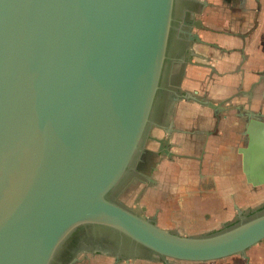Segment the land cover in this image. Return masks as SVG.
<instances>
[{
	"label": "water",
	"instance_id": "1",
	"mask_svg": "<svg viewBox=\"0 0 264 264\" xmlns=\"http://www.w3.org/2000/svg\"><path fill=\"white\" fill-rule=\"evenodd\" d=\"M196 3L0 0V264H54L68 241L89 229L148 254L106 255L115 264H204L264 240V210L214 234L183 237L119 199L142 183L124 180L149 145L168 154L166 139L154 134L166 94L218 111L171 83L174 70L191 63L190 44L200 42ZM260 130L240 151L253 188L264 185ZM88 254L94 252L80 253Z\"/></svg>",
	"mask_w": 264,
	"mask_h": 264
},
{
	"label": "crops",
	"instance_id": "2",
	"mask_svg": "<svg viewBox=\"0 0 264 264\" xmlns=\"http://www.w3.org/2000/svg\"><path fill=\"white\" fill-rule=\"evenodd\" d=\"M196 7L209 32H198L202 45L191 48V63L178 66L171 77L173 80L178 74L177 81L171 83L181 96L218 104L219 113L194 100L180 98L174 103L170 139L174 160L164 172L169 173L175 193L161 199L158 191L151 189L142 199L147 206L161 208L164 217L159 216V228H174L175 224H167L172 217L185 223L183 228L190 232L185 237H197L231 221L232 206L247 209L264 199L263 186L253 188L246 183L240 153L248 134L256 135L264 128L261 87L252 88L258 78L253 73L264 70V0H197ZM256 113L263 118H250ZM156 179L154 176L153 181ZM206 200H213L207 205H223L228 211H218L219 215L215 208L203 212L198 205ZM205 215L211 217L202 218ZM246 258L247 263L222 264H264V242L251 247ZM87 264L113 263L93 258ZM121 264L155 263L137 260Z\"/></svg>",
	"mask_w": 264,
	"mask_h": 264
},
{
	"label": "flooded vegetation",
	"instance_id": "3",
	"mask_svg": "<svg viewBox=\"0 0 264 264\" xmlns=\"http://www.w3.org/2000/svg\"><path fill=\"white\" fill-rule=\"evenodd\" d=\"M259 9V7H258ZM194 14H195V19L200 20L202 25L204 26V20L202 17H200V12H198L196 4L193 6ZM199 16V17H198ZM204 26L203 29L199 30H194V34L198 35V32L201 31H207L209 32V29ZM199 38V37H198ZM196 44H201L199 43H191L190 47L192 48ZM240 52V51H239ZM189 64V63H188ZM255 74L258 78L253 84L252 88H257L261 87V97L262 99L264 98V70L253 73ZM178 74H175L173 80H171L172 83H175L177 81ZM174 95L172 94H166L163 97V102L161 103L159 110H157L156 113V119L158 122V127L155 130V135L157 137H162L166 139L168 143V154L166 153H161L158 151V145L157 144H151L149 145V151L148 153L144 156V161L143 163L140 164L138 167V170H132L129 172V174L125 178V183L124 185H128L129 183H134V181H139L142 182L141 186L142 188L140 189V198L145 199L146 193L149 190H157L158 193L160 194V198H166V196H173L175 192H172L171 190V185L169 184V178L170 175L169 173L164 172V168L168 165L170 166L174 160V155L170 154L172 151L171 147V136L173 135V127L171 126V118H172V110L174 103L177 102V100H174ZM219 113V106H218V111L216 114ZM253 120H258L262 119L261 113H256L252 116H250ZM157 177L156 181H153V177ZM146 177L148 180H146ZM138 184V182H137ZM140 184V183H139ZM264 187V185H262ZM261 188V186H260ZM206 191V190H205ZM207 190L206 192H208ZM260 192H263L260 190ZM264 194V192H263ZM173 203V201L176 203L174 199L168 200ZM213 200H206L202 205H198L199 209H202V211L210 210L215 208V211H220V214L222 212L228 211L227 207L223 205H219L216 207L207 205L208 202H212ZM217 201V200H216ZM192 208V207H189ZM129 210L133 211L136 215L139 217L147 220V219H152L155 218V223L156 225L159 224L160 218L159 216L161 215V208L158 207L157 205H151L147 206L146 204L142 203V201L136 205L132 206V208H128ZM138 209V210H134ZM238 210L242 212L240 215L238 214ZM264 210V199L260 200L258 204L254 205L253 207L247 208V209H240L238 207H230V211L233 212V218L231 221L227 222H221L219 227H216L214 229H210L204 232H201L197 236H206V235H211L214 234L218 231H221L223 229L229 228L231 226H234L238 224L241 219L240 217L244 219H249L253 216H255L257 213L261 212ZM219 215V212L218 214ZM163 218L164 216L161 215ZM166 217V216H165ZM211 216H203L202 218L208 219ZM170 218V216L168 217ZM173 219H169V222L167 223L168 225H174V228H171L170 230H166L172 234L179 235V236H188V231H186L185 228H183V225L185 223L181 221H175L177 217H172ZM216 219V218H215ZM243 220V219H242ZM190 236V235H189ZM264 240L259 242L256 245H259L263 243ZM249 250V249H248ZM247 250V251H248ZM246 251V252H247ZM86 252H94L92 255H80V253ZM246 252L243 255L239 256V261H243L247 263V258H246ZM118 255V256H127V257H132V256H141V257H148V254L141 248H135L131 246L127 241L125 240H120L116 236H113L110 232L103 231V230H98V229H89V231L86 232H80L78 233L73 239L68 241V243L61 249V251L58 253L56 256V260L54 264H71L74 259L78 258V255L80 257L78 258L77 263L81 262H86L89 263L93 258H106V259H112V263L115 264V261L113 258H109L106 255ZM144 262H153L155 264H165L161 259H155L154 261L150 260H141ZM132 262V261H129ZM122 262L119 261L116 264H121ZM226 263V262H225ZM176 264V263H172ZM222 264V263H220Z\"/></svg>",
	"mask_w": 264,
	"mask_h": 264
},
{
	"label": "rangeland",
	"instance_id": "4",
	"mask_svg": "<svg viewBox=\"0 0 264 264\" xmlns=\"http://www.w3.org/2000/svg\"><path fill=\"white\" fill-rule=\"evenodd\" d=\"M142 184H136L134 186V189L131 187L125 195H122L119 199L120 202L127 208H132V206L136 205V203H140L142 201V199L139 197L140 195V189L142 188L141 186ZM135 211L138 209H134ZM240 255H235L226 259H222L216 262H210V263H204V264H220V263H225V262H230V261H237L239 260ZM80 257V255H78V258ZM110 260V259H109ZM112 260V259H111ZM110 260V261H111ZM77 264H81V263H77ZM176 264H188V263H176Z\"/></svg>",
	"mask_w": 264,
	"mask_h": 264
}]
</instances>
